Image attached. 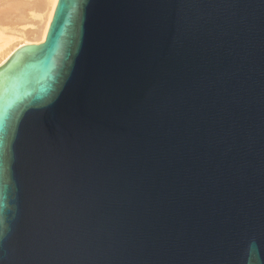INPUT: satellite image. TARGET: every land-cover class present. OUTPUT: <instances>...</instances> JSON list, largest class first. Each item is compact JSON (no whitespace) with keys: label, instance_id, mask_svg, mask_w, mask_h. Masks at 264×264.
<instances>
[{"label":"water","instance_id":"water-1","mask_svg":"<svg viewBox=\"0 0 264 264\" xmlns=\"http://www.w3.org/2000/svg\"><path fill=\"white\" fill-rule=\"evenodd\" d=\"M0 264H264V0H58L0 65Z\"/></svg>","mask_w":264,"mask_h":264},{"label":"bare ground","instance_id":"bare-ground-1","mask_svg":"<svg viewBox=\"0 0 264 264\" xmlns=\"http://www.w3.org/2000/svg\"><path fill=\"white\" fill-rule=\"evenodd\" d=\"M7 3L18 0H5ZM58 0H37L32 12L34 21L30 27L16 26L13 23L0 25V65L19 47L27 44H40L45 41Z\"/></svg>","mask_w":264,"mask_h":264},{"label":"rangeland","instance_id":"rangeland-1","mask_svg":"<svg viewBox=\"0 0 264 264\" xmlns=\"http://www.w3.org/2000/svg\"><path fill=\"white\" fill-rule=\"evenodd\" d=\"M0 0V25L5 23H13L16 26L25 25L30 27V24L35 20L31 15L35 9L37 0H18L17 2H9Z\"/></svg>","mask_w":264,"mask_h":264}]
</instances>
